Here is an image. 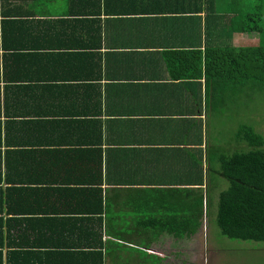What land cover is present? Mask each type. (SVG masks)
I'll use <instances>...</instances> for the list:
<instances>
[{"label": "crops", "instance_id": "obj_1", "mask_svg": "<svg viewBox=\"0 0 264 264\" xmlns=\"http://www.w3.org/2000/svg\"><path fill=\"white\" fill-rule=\"evenodd\" d=\"M232 1L197 11V0H0L9 217L46 238L60 220L95 218L85 211L100 204L83 196L91 189L144 215L150 204H181L176 190L224 178L219 159L240 151L225 144L244 91L235 51L258 39L241 32ZM160 238L146 253L164 257Z\"/></svg>", "mask_w": 264, "mask_h": 264}, {"label": "trees", "instance_id": "obj_2", "mask_svg": "<svg viewBox=\"0 0 264 264\" xmlns=\"http://www.w3.org/2000/svg\"><path fill=\"white\" fill-rule=\"evenodd\" d=\"M197 1L198 6L194 7L197 11L209 4V0ZM232 3L238 7L241 32L258 35L254 47L235 51L239 57L234 66L235 84L239 71L243 90L253 81L264 85V12L256 7L259 13H252L254 7L250 0H233ZM237 137L246 144L247 150L225 153L219 159L218 173L229 186L218 194L217 211L214 179L208 181L206 188L176 190L181 204H150L145 206L144 215L134 204L114 205L110 191L104 193L102 188H96L83 194H93L99 199L97 209L85 210L88 217L95 218L60 220L58 235L41 238L30 236L29 221L9 217L12 212L16 214L8 203L10 194L0 190V264H106L109 255L111 260H116L115 249L130 247L127 244L151 250L163 233L172 235L173 248L182 246L201 230L204 220L215 224L220 233L231 240L264 243V138L248 128H243ZM150 196L157 200L154 193ZM173 196L171 191L165 194L170 200ZM125 207L132 212L131 218L127 215L130 221L121 215ZM157 257L161 263L163 258Z\"/></svg>", "mask_w": 264, "mask_h": 264}, {"label": "rangeland", "instance_id": "obj_3", "mask_svg": "<svg viewBox=\"0 0 264 264\" xmlns=\"http://www.w3.org/2000/svg\"><path fill=\"white\" fill-rule=\"evenodd\" d=\"M250 3L254 7L252 13L258 12L256 7H260L264 12V0H250ZM235 97L237 99V95ZM229 117V123L226 117L224 118L225 144L233 146L239 144L237 151H246V144L241 143L237 137L243 128H248L255 135L264 138V85L255 81L249 83L240 96L238 106ZM212 185L215 211H217L218 194L228 188L229 182L224 178L217 180L216 177ZM161 246L154 251L164 255L165 261L162 260L161 263L157 255L146 254L142 248L135 250L124 247L115 249L116 260H111L109 255L106 264H264V243L231 240L223 236L215 224L206 220L201 230L182 246H176V250L169 238H161Z\"/></svg>", "mask_w": 264, "mask_h": 264}]
</instances>
